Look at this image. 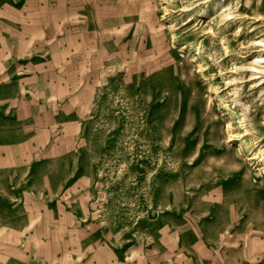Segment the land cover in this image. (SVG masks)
Wrapping results in <instances>:
<instances>
[{"label": "rangeland", "instance_id": "374dc122", "mask_svg": "<svg viewBox=\"0 0 264 264\" xmlns=\"http://www.w3.org/2000/svg\"><path fill=\"white\" fill-rule=\"evenodd\" d=\"M115 3L139 40L134 48L123 41L115 64L100 56L94 91L107 150L108 243L143 235L155 244L202 242L198 220L212 219L222 176L234 177L264 264V63L256 62L264 59V0ZM233 236L225 231L222 244Z\"/></svg>", "mask_w": 264, "mask_h": 264}, {"label": "crops", "instance_id": "0c3cea01", "mask_svg": "<svg viewBox=\"0 0 264 264\" xmlns=\"http://www.w3.org/2000/svg\"><path fill=\"white\" fill-rule=\"evenodd\" d=\"M117 8L115 0H0V264H263L234 177L222 176L212 219L198 220L202 242L108 243L94 91L100 56L115 64L122 42L139 40Z\"/></svg>", "mask_w": 264, "mask_h": 264}, {"label": "bare ground", "instance_id": "6f19581e", "mask_svg": "<svg viewBox=\"0 0 264 264\" xmlns=\"http://www.w3.org/2000/svg\"><path fill=\"white\" fill-rule=\"evenodd\" d=\"M257 43H258V42H257ZM259 44H260V46H261L262 42H259ZM256 62H257L258 64H259V63H264V59L261 58V57H258ZM255 70L258 71V73L261 72V68H259V67H256Z\"/></svg>", "mask_w": 264, "mask_h": 264}]
</instances>
